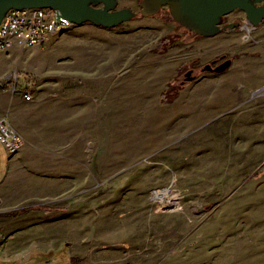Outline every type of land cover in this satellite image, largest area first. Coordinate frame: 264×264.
Returning a JSON list of instances; mask_svg holds the SVG:
<instances>
[{"label":"rangeland","instance_id":"1","mask_svg":"<svg viewBox=\"0 0 264 264\" xmlns=\"http://www.w3.org/2000/svg\"><path fill=\"white\" fill-rule=\"evenodd\" d=\"M138 4L118 1L136 16L115 28L74 25L51 42L0 50L1 86L16 84L18 93L27 84L32 98L44 83L59 82L66 69L73 78L78 68L81 77L104 79L107 51L116 53L114 97L117 105H132L131 119H116V132L127 133L136 152L126 161L117 155L114 185H85L83 200L68 209L71 260L86 263L96 246L112 258L124 252L125 264H262L264 20L252 28L235 9L221 23L233 27L202 37L175 22L167 7L143 17ZM224 58L231 59L224 73L202 70ZM144 59L149 62L140 67ZM189 69L194 79L185 81ZM141 70L147 76L159 71L158 81L139 82ZM95 85V97L106 92ZM175 99L185 102L161 108ZM161 194L167 204L159 202ZM10 212L1 215L20 214Z\"/></svg>","mask_w":264,"mask_h":264},{"label":"crops","instance_id":"2","mask_svg":"<svg viewBox=\"0 0 264 264\" xmlns=\"http://www.w3.org/2000/svg\"><path fill=\"white\" fill-rule=\"evenodd\" d=\"M53 38L54 35H49L45 42ZM94 53L89 52V57ZM80 57L77 51L75 62L78 66ZM115 57L114 50L107 51L108 70L104 79L95 81L94 77H81L78 68H74L73 78L72 69H66L59 82L42 84L30 100L0 85V115L9 120L22 139L20 149L14 154H9L0 143V264H75L71 260L75 249L71 247V252L68 246V209L72 205V211L75 210V203L83 200L85 185H114L117 155L119 161H126L136 152L130 146L127 133L116 132V119L118 122L126 117L131 119L132 105L116 103ZM144 60L143 63L139 61L140 67L149 62ZM147 72L141 70L138 81L148 79L156 83L159 71H151L149 76ZM260 74H264V70ZM4 75L0 68V77ZM95 83L97 88L106 91L98 97L92 91ZM150 85L153 84L145 87ZM179 102L180 99H175L161 108L174 104L176 107ZM178 116L175 110V121ZM175 133H179V125ZM117 140L121 146L118 149ZM97 179L100 181L95 183ZM23 208L26 210L16 216L1 215ZM95 228L99 235V222ZM70 232H77L75 226ZM95 238L99 240L100 236ZM64 250L67 255L62 254ZM103 252L92 246L91 259L77 264H125L124 252L119 250L114 258ZM63 256L65 260H61Z\"/></svg>","mask_w":264,"mask_h":264},{"label":"water","instance_id":"3","mask_svg":"<svg viewBox=\"0 0 264 264\" xmlns=\"http://www.w3.org/2000/svg\"><path fill=\"white\" fill-rule=\"evenodd\" d=\"M119 0H0V21L10 8H51L74 25L91 23L102 28H115L133 19L136 11L130 7H118ZM141 16L156 14L162 7H167L170 17L188 31L211 37L225 27H233L234 23L221 26L222 18L235 9L245 14V22L252 28L264 20V0H139ZM203 66V71L224 72L231 59L224 58ZM191 71L185 73V81L194 79Z\"/></svg>","mask_w":264,"mask_h":264},{"label":"built area","instance_id":"4","mask_svg":"<svg viewBox=\"0 0 264 264\" xmlns=\"http://www.w3.org/2000/svg\"><path fill=\"white\" fill-rule=\"evenodd\" d=\"M73 26L72 22L55 9L10 8L0 21V49L5 50L14 45L23 47L41 45L49 35L64 32ZM12 89H16V84ZM18 91L24 99H32L29 91L23 89ZM0 143L9 154L16 153L22 144L21 137L9 120L2 115H0Z\"/></svg>","mask_w":264,"mask_h":264},{"label":"trees","instance_id":"5","mask_svg":"<svg viewBox=\"0 0 264 264\" xmlns=\"http://www.w3.org/2000/svg\"><path fill=\"white\" fill-rule=\"evenodd\" d=\"M18 80H19V82H20V85H22L23 82L26 83V78H24V77H23V78H18ZM0 85H1V84H0ZM26 86H27V84H26L24 87H23V86L20 87V89L26 90ZM20 89H19V90H20ZM21 212H22V210H13V211L10 212V214H11V215H15V214H18V213H21Z\"/></svg>","mask_w":264,"mask_h":264},{"label":"bare ground","instance_id":"6","mask_svg":"<svg viewBox=\"0 0 264 264\" xmlns=\"http://www.w3.org/2000/svg\"><path fill=\"white\" fill-rule=\"evenodd\" d=\"M243 28H244L247 32H249L250 29H251L250 27H248V26H246V25H244ZM156 197H158L159 202H161V203H165V204L168 203V202H166V201L168 200V198L163 197L162 194H161V195H158V196H156Z\"/></svg>","mask_w":264,"mask_h":264},{"label":"flooded vegetation","instance_id":"7","mask_svg":"<svg viewBox=\"0 0 264 264\" xmlns=\"http://www.w3.org/2000/svg\"><path fill=\"white\" fill-rule=\"evenodd\" d=\"M190 70L192 71V69H189V71H190ZM190 75H192V72L190 73ZM192 76H193V75H192Z\"/></svg>","mask_w":264,"mask_h":264}]
</instances>
